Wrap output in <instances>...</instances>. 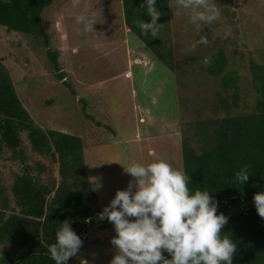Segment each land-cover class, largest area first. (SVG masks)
<instances>
[{"label": "rangeland", "instance_id": "374dc122", "mask_svg": "<svg viewBox=\"0 0 264 264\" xmlns=\"http://www.w3.org/2000/svg\"><path fill=\"white\" fill-rule=\"evenodd\" d=\"M216 3L220 17L197 27L175 0H169L170 38L175 58L182 64L177 74L157 59L150 60L145 45L126 29L123 0H80L75 8L73 0H56L43 17V31L29 36L0 26V60L31 115L45 129L84 138L91 188L94 178L102 185L93 190L101 211L116 190L133 179L122 165L163 158L183 170L182 140L187 138L197 147L190 123L213 115L219 97L230 95L220 76L208 74L205 67L219 49L225 52L229 69L245 74H240V107L231 112L254 109L255 96L245 78L248 66L243 58L264 63V0ZM84 13L96 20L94 32H84L76 22V15ZM201 36L207 37V45L198 43ZM167 37L162 35L160 40ZM191 45H196L195 50L186 53ZM49 49L57 51L60 71L49 60ZM192 55L193 60L186 61ZM61 71L64 77L59 80ZM66 81L70 89H65ZM82 93L89 102L85 108ZM13 164L0 160L2 186L9 185L17 170ZM115 234L113 227L90 230L85 246L67 264H79L81 256L89 264H109L115 254L110 242Z\"/></svg>", "mask_w": 264, "mask_h": 264}, {"label": "trees", "instance_id": "16d2710c", "mask_svg": "<svg viewBox=\"0 0 264 264\" xmlns=\"http://www.w3.org/2000/svg\"><path fill=\"white\" fill-rule=\"evenodd\" d=\"M55 1L0 0V26L27 36L42 32L43 17ZM142 3L123 0L126 29L145 45L147 51H143L150 60L157 59L177 74L182 64L175 58L170 38L169 0H157L156 4L163 13L158 19L162 23L159 36L169 35L164 41L143 35L137 27L140 19L150 20ZM43 35L47 42V34ZM47 56L60 71L57 51L49 49ZM193 57L188 56L186 61ZM243 61L248 66L245 78L255 96L254 109L231 112L240 107V74H245L229 69L225 52L219 49L208 64L204 63L208 74L220 76L223 89L230 95L219 97L213 115L190 123L197 138L196 149L187 138L180 149L189 188L211 191L218 202L217 211L228 217L222 232L230 234L237 245L233 264H264V218L253 205L254 193L264 188V63L251 57ZM57 77L63 79L62 71ZM67 83L65 89L69 88ZM82 95L85 108L89 102L87 95ZM220 112L225 115H218ZM34 113L38 115L37 110ZM38 120L21 101L0 60V160L12 161L17 167L8 186L0 182V264H55L47 248L55 241L59 223L65 220L83 240L82 248L90 230L113 227L107 219L97 217L101 210L86 172L84 138L45 129ZM244 164L250 165L248 181L234 183V173ZM163 254L171 258L167 252Z\"/></svg>", "mask_w": 264, "mask_h": 264}, {"label": "clouds", "instance_id": "9594fccd", "mask_svg": "<svg viewBox=\"0 0 264 264\" xmlns=\"http://www.w3.org/2000/svg\"><path fill=\"white\" fill-rule=\"evenodd\" d=\"M79 2L73 0V7ZM156 4L157 0H143L141 7L150 20L137 22L141 33L152 38L159 36L162 27L158 19L163 13ZM175 4L197 27L211 24L221 15L216 0H175ZM75 19L84 32H94L96 20L91 16L78 14ZM198 43L207 45L209 41L201 36ZM195 47L191 45L185 52ZM122 166L133 179L124 189L116 190L97 214L98 219H107L116 233L110 240L115 254L109 264H233L237 245L230 234L222 232L228 217L217 211L218 202L211 191L190 189L188 174L163 158L147 163L132 160ZM249 168L248 164L242 165L234 173V183L243 185L248 181ZM93 183V190L102 187L95 178ZM253 205L264 218V188L254 193ZM82 246L83 240L65 220L59 223L47 252L55 264H67L78 256ZM79 264L89 261L81 256Z\"/></svg>", "mask_w": 264, "mask_h": 264}]
</instances>
